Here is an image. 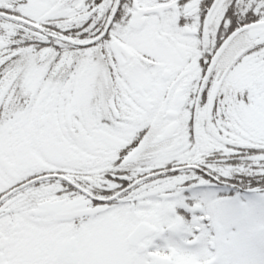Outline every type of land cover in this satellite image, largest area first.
<instances>
[{"label": "snow or ice", "instance_id": "6c2138e0", "mask_svg": "<svg viewBox=\"0 0 264 264\" xmlns=\"http://www.w3.org/2000/svg\"><path fill=\"white\" fill-rule=\"evenodd\" d=\"M0 264H264V0H0Z\"/></svg>", "mask_w": 264, "mask_h": 264}]
</instances>
